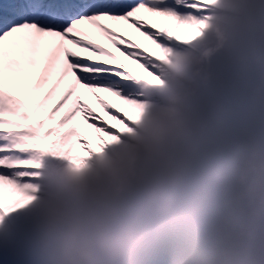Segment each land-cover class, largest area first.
Segmentation results:
<instances>
[{"label":"snow or ice","instance_id":"1","mask_svg":"<svg viewBox=\"0 0 264 264\" xmlns=\"http://www.w3.org/2000/svg\"><path fill=\"white\" fill-rule=\"evenodd\" d=\"M186 7L198 11L200 0H10L7 6L0 5V221L35 199L34 181L42 166L35 157L69 160L76 146L87 149L78 118L97 133L115 135L116 130L83 102L81 89L118 124L129 122V117L113 110L101 94L145 107L126 87L130 81L151 82L129 71L120 57L152 75V66L166 63L175 44L196 38L192 33L187 38L175 34L182 26L201 23L185 14ZM147 17L175 23L153 30ZM123 25L151 41L159 54L141 49L124 33ZM89 27L111 48L98 43ZM70 100L71 106L57 119ZM6 193L20 198L6 200Z\"/></svg>","mask_w":264,"mask_h":264},{"label":"rangeland","instance_id":"2","mask_svg":"<svg viewBox=\"0 0 264 264\" xmlns=\"http://www.w3.org/2000/svg\"><path fill=\"white\" fill-rule=\"evenodd\" d=\"M247 6V0H200L198 11L186 7L185 14L194 15L201 23L195 26H182L175 34L180 38H187L188 34L192 33L196 38L190 43L175 44L166 63L157 61L152 66V75L144 71L140 76L138 68L130 66L120 57L129 71L140 76L142 80L151 82L130 81L126 87L128 94L142 102L145 107L125 104L109 94H101L113 106V110L119 109L129 117V122L118 124L95 100H92L93 103L84 101L102 121L116 130L115 135L97 133L82 118H78L77 126L82 137L88 140L87 149L76 146L70 153L69 160L48 156L35 157L40 159L42 165L37 170L38 179L34 181L38 191L33 193L35 199L28 207L0 221V263L38 264V258L44 253L45 233L41 222L51 208L55 215L57 206L55 200L58 201V197L69 198L66 200L69 205L77 206L76 198L89 196L95 191L106 195L107 200L119 212L130 217L127 221L128 228L123 235L131 238L134 243L124 264H174L178 261L174 259L176 251L174 252L175 249L166 235L149 237L143 234L138 222V204L135 203L128 208L124 193L128 190L134 191L135 182L118 196L105 193V185H108L107 169L110 164L127 162L129 158L135 156L137 172L143 175L146 181L151 182L156 172L153 171L154 165L148 163L144 145L147 144L146 138L150 130L164 119L167 109L174 100L180 101L179 106L185 117L191 118L203 128L212 131L227 126L226 121L216 118L220 107L214 96L219 89L218 78L224 70H229L231 76L236 72L237 68L232 63L235 59L231 45L238 41V34L242 29L238 14ZM147 19L148 23H154ZM161 23L163 24L154 23L153 30H163L165 27L174 26L175 22L162 18ZM199 29H203L202 33ZM219 42L226 46L224 48L226 51L221 46L217 49ZM141 49L151 55L159 54L153 43L152 46ZM219 49L230 55L221 53ZM258 69L259 74H263L264 63ZM222 117L225 115L222 114ZM97 136L101 139L97 140ZM5 198L7 200L20 197L19 194L6 193ZM59 221H56L55 225L52 223V233L61 234L62 230L64 234L68 233L71 228L65 222ZM75 228L81 236L93 239L100 233L98 228L90 224L87 214L82 215V218L76 217ZM182 253H179V260L184 256Z\"/></svg>","mask_w":264,"mask_h":264},{"label":"trees","instance_id":"3","mask_svg":"<svg viewBox=\"0 0 264 264\" xmlns=\"http://www.w3.org/2000/svg\"><path fill=\"white\" fill-rule=\"evenodd\" d=\"M247 4L246 9L238 14L242 23L239 39L231 45L235 59L232 63L237 68L236 72L231 76L229 70H224L218 78L219 89L214 96L220 107L216 118L228 124L222 129L210 131L186 117L192 128L191 143L197 145L199 151L186 179L184 191L174 197V213L162 220L156 208L147 203L148 190L158 173L155 165L153 171L156 173L150 183L144 179L142 183L134 184V191L124 193L128 208L138 204L137 216L143 234L149 237L163 234L168 237L174 252L176 251L174 259L178 260L174 264H264V248L258 244L244 246L239 241L233 244L221 242L225 232L236 233L247 222L244 205L226 206L215 189H210L207 198L198 205H190L186 200L187 194L193 189L195 176L217 149L229 153L242 145L239 138L242 123L250 121L259 126L264 122V73L260 75L258 69L264 63V0H247ZM222 44L219 42L217 49L221 46L226 51V46ZM200 85L203 86L202 83ZM206 93L209 96L207 89ZM58 199L55 200V215L51 208L41 222L45 239L44 253L38 258V264H66L69 245L80 247L95 240L76 232V217L82 218V215L87 214L90 224L98 228L100 233L122 236L128 228L127 221L130 217L119 212L100 191L76 198L77 206H70L66 201L69 198ZM58 220L71 228L68 233L64 234V230L61 234L52 233V223L55 225ZM257 237L264 238V222L257 227ZM189 241L193 244L191 248ZM180 252L184 254L182 260H179Z\"/></svg>","mask_w":264,"mask_h":264},{"label":"clouds","instance_id":"4","mask_svg":"<svg viewBox=\"0 0 264 264\" xmlns=\"http://www.w3.org/2000/svg\"><path fill=\"white\" fill-rule=\"evenodd\" d=\"M179 105V100L172 102L164 119L150 130L144 145L148 163L158 169L147 193V203L156 208L162 220L174 213V197L184 191L199 151L198 146L191 143L192 128ZM239 138L242 145L235 151L224 153L217 149L213 153L195 176L186 200L190 205H198L207 198L210 189H215L226 206L244 205L247 222L236 233L225 232L221 242L239 241L244 246L258 244L264 248V238L257 237V227L264 222V122L256 126L245 121ZM136 165L135 156L127 162L110 164L105 193L118 196L134 182L142 183L144 177L137 172ZM133 243L124 235L101 232L90 244L69 245L66 264H124ZM192 246L189 241V247Z\"/></svg>","mask_w":264,"mask_h":264},{"label":"bare ground","instance_id":"5","mask_svg":"<svg viewBox=\"0 0 264 264\" xmlns=\"http://www.w3.org/2000/svg\"><path fill=\"white\" fill-rule=\"evenodd\" d=\"M9 3H10V0H0V5H2V6H7ZM147 18H149L152 22L157 23L159 25H162L163 24V23L160 24V20H162V18H151V17H147ZM106 23L108 24V26L110 28H113V30L118 31V32L121 31V27L120 26L115 25V24H113L111 22H106ZM154 23H153V25H155ZM88 31L90 33H92L93 38L96 39V41L98 43H101V44L105 45L106 47L111 48V45L108 43V41L105 40L103 37H101L98 33H96L94 29H91L89 27L88 28ZM123 31L127 33V37L129 39H131L133 42H135L136 44H138L141 48H145V46L146 47L152 46V42L149 41V40H147V39H145L143 36H141L138 32L135 31V29L129 28L127 25H123ZM112 50L115 51V49H112ZM116 54L117 55H120V53H118V52ZM121 57L123 59H125V61L130 66H133V67L138 68L139 71L141 72L140 73V76L142 75V73H144L145 70L143 68L139 67L138 64L133 63L132 61L126 59L123 56H121ZM80 95L82 97L83 102L84 101H88L89 103H93L92 100H95L94 97L90 93H88L86 90L81 89L80 90ZM71 103H72V101L70 100L68 102V104H66L64 106V109H62L61 112L58 114L57 119H59L64 114V112H66L68 110V108L71 106Z\"/></svg>","mask_w":264,"mask_h":264}]
</instances>
